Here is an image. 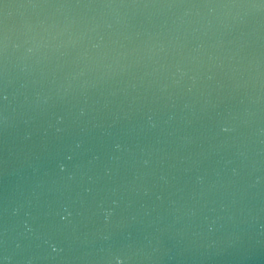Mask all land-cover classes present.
<instances>
[{
  "label": "water",
  "instance_id": "95a60500",
  "mask_svg": "<svg viewBox=\"0 0 264 264\" xmlns=\"http://www.w3.org/2000/svg\"><path fill=\"white\" fill-rule=\"evenodd\" d=\"M0 264H264V0H0Z\"/></svg>",
  "mask_w": 264,
  "mask_h": 264
}]
</instances>
